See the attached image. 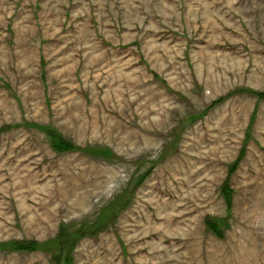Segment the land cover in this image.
<instances>
[{
  "label": "rangeland",
  "instance_id": "374dc122",
  "mask_svg": "<svg viewBox=\"0 0 264 264\" xmlns=\"http://www.w3.org/2000/svg\"><path fill=\"white\" fill-rule=\"evenodd\" d=\"M0 264H264V0H0Z\"/></svg>",
  "mask_w": 264,
  "mask_h": 264
},
{
  "label": "trees",
  "instance_id": "16d2710c",
  "mask_svg": "<svg viewBox=\"0 0 264 264\" xmlns=\"http://www.w3.org/2000/svg\"><path fill=\"white\" fill-rule=\"evenodd\" d=\"M259 97H262V94L258 95ZM51 137H53L52 133H49ZM57 151H70L72 148H69L68 146L64 144H60L53 147ZM76 148H73V150ZM207 226L213 231L217 236H219V232L216 230V227L213 225V223H207ZM11 248L15 251H20V252H35L39 249H41V245L35 244V243H12L10 244Z\"/></svg>",
  "mask_w": 264,
  "mask_h": 264
}]
</instances>
